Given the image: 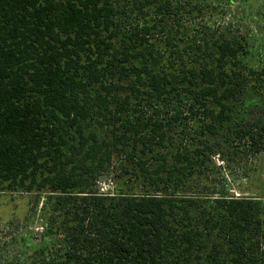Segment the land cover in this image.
I'll list each match as a JSON object with an SVG mask.
<instances>
[{
  "label": "trees",
  "instance_id": "trees-1",
  "mask_svg": "<svg viewBox=\"0 0 264 264\" xmlns=\"http://www.w3.org/2000/svg\"><path fill=\"white\" fill-rule=\"evenodd\" d=\"M204 6L0 0V191L45 197L22 264H264V200L220 175L257 154L264 71L245 39L179 29Z\"/></svg>",
  "mask_w": 264,
  "mask_h": 264
},
{
  "label": "rangeland",
  "instance_id": "rangeland-1",
  "mask_svg": "<svg viewBox=\"0 0 264 264\" xmlns=\"http://www.w3.org/2000/svg\"><path fill=\"white\" fill-rule=\"evenodd\" d=\"M176 1L172 0L173 6ZM200 4L205 8L208 5L206 12L196 20L176 21L181 24L177 27L199 29L204 23H210L229 36L245 39L246 65L252 70L264 71V0H200ZM253 106L256 107L248 111L250 124L264 115V89ZM253 142L252 149L257 154H251L246 147L242 166L221 168L220 175L233 195L264 200V130L255 132ZM97 186L100 193H112V175L102 176ZM44 202L45 197L35 193L0 191V264H22L36 244H41L40 227L46 215L42 209Z\"/></svg>",
  "mask_w": 264,
  "mask_h": 264
}]
</instances>
